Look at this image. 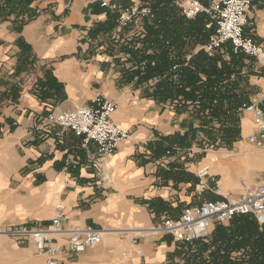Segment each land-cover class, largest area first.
<instances>
[{"label":"crops","instance_id":"obj_1","mask_svg":"<svg viewBox=\"0 0 264 264\" xmlns=\"http://www.w3.org/2000/svg\"><path fill=\"white\" fill-rule=\"evenodd\" d=\"M105 1L156 4L155 14H179L161 0ZM251 3L245 32L264 43V0ZM145 23L120 28L115 15L92 0H0V230L48 226L62 202L67 226L91 225L103 236L94 250L65 253L60 264H182L173 239L150 229L202 201L197 169L205 164L220 177L222 193L212 200L247 187L241 180L247 160L222 158L228 149L204 137L196 103L164 100L158 76H136L146 60L129 51L156 52L142 44ZM193 40L183 37L185 63L203 45ZM254 78L256 84L263 80ZM98 96L116 105L112 121L130 131V139L107 156L81 147L79 138L46 120ZM0 264L45 260L32 243L0 234Z\"/></svg>","mask_w":264,"mask_h":264},{"label":"built area","instance_id":"obj_2","mask_svg":"<svg viewBox=\"0 0 264 264\" xmlns=\"http://www.w3.org/2000/svg\"><path fill=\"white\" fill-rule=\"evenodd\" d=\"M101 9L116 14L120 28L136 25L141 20L153 18V10L147 4L122 6L116 2L92 0ZM179 14L186 20H193L206 14L214 23V32L201 46L207 56L213 57L228 47L234 54L255 60L264 67V43L246 34L248 12L251 0H174ZM116 105L98 96L86 106H77L46 116L48 124L70 132L81 140V147L93 146L98 156L114 154L119 145L130 139V131L112 121ZM240 115L249 116L252 133L249 143L257 150H264V91L253 102H245L239 108ZM196 177L202 181L196 186L197 195L210 191L220 196L218 182L209 173L208 166L197 169ZM208 180V182H206ZM205 181V182H204ZM218 184V185H217ZM237 216L264 217V179L241 193L219 200H204L184 207L175 218H166L161 226L150 231L161 236H170L179 248L194 247L198 240L207 238L215 225H229ZM66 208L62 202L54 205L48 226H20L11 230H0L21 243H32L36 255L43 257L45 264H60L63 255L78 256L96 248L103 236V230L91 225L67 226ZM135 244V243H134ZM133 253L141 251L133 247ZM124 259L127 252L122 253Z\"/></svg>","mask_w":264,"mask_h":264},{"label":"trees","instance_id":"obj_3","mask_svg":"<svg viewBox=\"0 0 264 264\" xmlns=\"http://www.w3.org/2000/svg\"><path fill=\"white\" fill-rule=\"evenodd\" d=\"M173 2L174 0H161L159 4L165 5L164 7L167 6L170 12H178V8ZM150 7L154 14L152 19H143L150 21V23H145L148 36L142 44H151L156 52L146 55L138 50L129 51L136 60H146L144 67H141L142 70L136 68V76L142 74L147 79L158 76L160 80L156 84L158 87L157 92L162 95L161 97L164 100H177L183 105L196 103L198 116L204 127L207 123L205 120L216 119L219 121L222 115H227L228 113L229 115L239 116V108L245 102L235 103V100L226 96L219 87L223 80V75H225L231 64L225 62L222 56L217 55L218 53L213 57H209L203 50H199L188 63H185L182 57L183 37H186V34L194 38V44H204L214 32V24L211 31L205 29L204 22L210 21V18L206 14H200L193 20H186L180 14H155L158 6L155 4V6L150 5ZM113 15H115V18L117 17L116 14ZM165 42L171 44L174 49L169 51L167 46L165 47ZM229 52L233 57H244L243 55L234 54L230 49ZM225 102L227 104L226 107L224 105ZM226 111L229 112L227 113ZM232 121L234 123V120ZM206 133L207 137L214 143L218 142L219 146H226L220 143L221 140H230L229 144L237 142V139L233 140L237 133L235 130H230L225 136L222 133L220 138L218 136L213 138L210 133ZM253 219L251 216L235 217L230 223L233 225L232 233L228 240L225 239L222 243L226 245L229 240L233 239L235 241L236 238L240 237L237 244L240 245L245 242L247 243L245 245L251 248L250 252L252 253L249 254L250 259L247 261L262 264L264 263V240L262 239L264 236L257 230ZM237 222L244 223L235 225ZM218 229L220 228H216L214 232L216 239L224 236V234L217 235ZM229 248L231 247H224L223 251L225 253L223 255L219 251L210 252L207 255L208 259H206L205 255L209 246L202 239L196 241L194 247H181L179 253L183 258L182 264H230L226 254ZM247 261L242 260L240 263L236 262L235 264H244Z\"/></svg>","mask_w":264,"mask_h":264},{"label":"rangeland","instance_id":"obj_4","mask_svg":"<svg viewBox=\"0 0 264 264\" xmlns=\"http://www.w3.org/2000/svg\"><path fill=\"white\" fill-rule=\"evenodd\" d=\"M204 24L205 29L211 31L214 23L210 20L205 21ZM217 55L220 57L222 56L225 62L231 64L230 67H228L225 75H223L224 77L219 87L221 88L223 93L226 94V96H229L232 100H235V103L238 104L240 102H249L251 94L254 95L262 93L264 91V67H262L259 63L248 57H233L227 47L219 51ZM256 76L257 80L263 79L261 83H258L259 85L254 83V77ZM224 105L227 106L226 102L224 103ZM226 110L228 109L226 108ZM226 112L228 113L229 111ZM241 116L242 114L236 116L232 114L229 115L228 113L227 115H222L219 121L216 119L205 120L207 122L205 124V131L210 133L213 138L215 136H218L220 138V136H222V133L225 136L230 130L237 131L235 137L233 138V140L237 139V144H235L234 146H232L233 143L229 144L230 140L228 141L226 138V141H220V143L226 145L224 147L228 149V152H223L224 155L222 156V158L225 160H230L233 158H245L247 160V163L245 165L246 172H244L245 174L241 180L243 184L246 183L244 184L245 186L252 187L253 185L258 184L260 182V179H264V150H257L249 143L248 135L252 133V123L250 118L243 115L244 118L242 120ZM232 120H234V123ZM244 127L247 128V130L245 136L242 138L241 135L242 133L244 135ZM206 132L204 133V137L207 136ZM255 158H259V161L255 160ZM204 165H201L200 167ZM214 179L219 182L220 177L218 175H214ZM240 191H242V189H240ZM212 195L215 194L211 193L210 191H205L200 196V200H212ZM226 196L229 197L234 195L230 192L227 193ZM253 218V222L255 223L257 230L264 236V217L259 216ZM243 223L244 222H237L235 225H241ZM216 228H220L218 229L217 235L224 234V236L220 239H216L214 235ZM232 229L233 225L231 224L221 226L215 225L210 235L204 239V243L209 246V249L205 255L206 259H208L207 255H209L210 252L219 251L220 254L223 255L225 253L223 250L224 247L226 248V246L231 247L228 249V253H226L230 264H235L236 262L240 263L242 260L247 261L248 259H250L249 254L252 253L250 252V246H246L247 243L245 242L240 245L237 244L240 237L235 239V241L237 240L236 242L232 239L231 241L229 240L226 245L222 243L225 239L228 240L230 234L232 233ZM213 237H215V239H213ZM262 239L264 240L263 237ZM244 264L260 263L247 261L244 262Z\"/></svg>","mask_w":264,"mask_h":264},{"label":"bare ground","instance_id":"obj_5","mask_svg":"<svg viewBox=\"0 0 264 264\" xmlns=\"http://www.w3.org/2000/svg\"><path fill=\"white\" fill-rule=\"evenodd\" d=\"M206 166V165H205ZM209 168V167H208Z\"/></svg>","mask_w":264,"mask_h":264}]
</instances>
